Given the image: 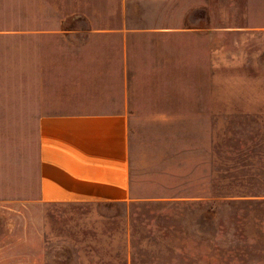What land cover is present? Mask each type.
Instances as JSON below:
<instances>
[{"label":"rangeland","instance_id":"374dc122","mask_svg":"<svg viewBox=\"0 0 264 264\" xmlns=\"http://www.w3.org/2000/svg\"><path fill=\"white\" fill-rule=\"evenodd\" d=\"M183 1L206 4L212 25L246 32L176 41L158 88L133 91L135 199L38 205L26 201L38 192V123L24 105L35 75L24 50L38 42L26 37H85L121 0H0V239L16 245L8 264H264V34L250 36L264 31V0Z\"/></svg>","mask_w":264,"mask_h":264},{"label":"crops","instance_id":"0c3cea01","mask_svg":"<svg viewBox=\"0 0 264 264\" xmlns=\"http://www.w3.org/2000/svg\"><path fill=\"white\" fill-rule=\"evenodd\" d=\"M198 10L205 13L193 18ZM207 11L206 4L183 0H121L101 25L93 21L85 37L75 30L69 37H26L38 42L33 53L24 50L25 72L35 74L32 99L24 105L38 123V192L26 201L104 205L135 199L128 125L136 114L133 91L158 88V75L174 66L176 41L246 32L236 24L212 25ZM218 49L222 56L221 41ZM7 239H0V264H8L16 249Z\"/></svg>","mask_w":264,"mask_h":264}]
</instances>
